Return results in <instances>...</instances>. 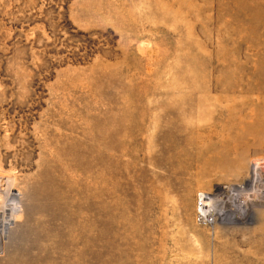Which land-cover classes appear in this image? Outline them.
Wrapping results in <instances>:
<instances>
[{
  "label": "rangeland",
  "instance_id": "1",
  "mask_svg": "<svg viewBox=\"0 0 264 264\" xmlns=\"http://www.w3.org/2000/svg\"><path fill=\"white\" fill-rule=\"evenodd\" d=\"M255 163L264 0H0V264H264Z\"/></svg>",
  "mask_w": 264,
  "mask_h": 264
},
{
  "label": "bare ground",
  "instance_id": "2",
  "mask_svg": "<svg viewBox=\"0 0 264 264\" xmlns=\"http://www.w3.org/2000/svg\"><path fill=\"white\" fill-rule=\"evenodd\" d=\"M261 166H262L261 164L255 163L253 165V167L251 168V170L248 171V179H246L247 183L239 185V186L238 185L233 186L232 189L233 190H236V189L237 190H243L245 188V186L247 187V185H250V184L253 185L254 182H257V180L259 181V179L262 177V173L264 174V172L261 173V170H262ZM260 182H261V180H260ZM253 193H255V192H253ZM256 195L257 194H255V196ZM244 196L242 198L241 195H239V194L235 195V197L233 198V201H232V205H234L236 207V209H232L231 207L226 208V206L224 205L225 202L222 200L220 201L218 206L214 207V205H212V203H214L215 198L223 197V196L220 193L214 194V195L206 193L205 198L201 199L200 210H201V212L204 213V211H203L204 209H207V210L209 209V212H212L214 217H216L215 221L218 220V217L216 215H218L222 221H224V220L233 221V220L237 219L238 217L251 216V214H252L251 209L253 208L252 205H254L251 203L253 201L251 200L250 197L246 196V198H244Z\"/></svg>",
  "mask_w": 264,
  "mask_h": 264
},
{
  "label": "built area",
  "instance_id": "3",
  "mask_svg": "<svg viewBox=\"0 0 264 264\" xmlns=\"http://www.w3.org/2000/svg\"><path fill=\"white\" fill-rule=\"evenodd\" d=\"M209 194V193H208ZM206 192H201L198 197V208H197V220L205 224H213L216 220L212 212H209V209H204V213L200 210L201 199L205 198ZM208 208V207H207Z\"/></svg>",
  "mask_w": 264,
  "mask_h": 264
}]
</instances>
